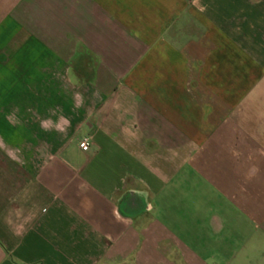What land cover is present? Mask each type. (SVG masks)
<instances>
[{"label": "crops", "instance_id": "0c3cea01", "mask_svg": "<svg viewBox=\"0 0 264 264\" xmlns=\"http://www.w3.org/2000/svg\"><path fill=\"white\" fill-rule=\"evenodd\" d=\"M6 60L0 264H264V0H0Z\"/></svg>", "mask_w": 264, "mask_h": 264}, {"label": "rangeland", "instance_id": "374dc122", "mask_svg": "<svg viewBox=\"0 0 264 264\" xmlns=\"http://www.w3.org/2000/svg\"><path fill=\"white\" fill-rule=\"evenodd\" d=\"M30 83V79L23 77L20 64L13 60L0 61V108L6 114L11 111L12 105L20 103L21 93L30 89Z\"/></svg>", "mask_w": 264, "mask_h": 264}, {"label": "built area", "instance_id": "2783aa9c", "mask_svg": "<svg viewBox=\"0 0 264 264\" xmlns=\"http://www.w3.org/2000/svg\"><path fill=\"white\" fill-rule=\"evenodd\" d=\"M79 147L82 151H87L89 149V141L88 139H83L80 144Z\"/></svg>", "mask_w": 264, "mask_h": 264}]
</instances>
